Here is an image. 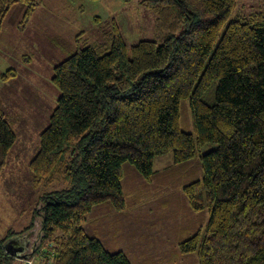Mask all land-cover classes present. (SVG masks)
Returning a JSON list of instances; mask_svg holds the SVG:
<instances>
[{
  "label": "trees",
  "instance_id": "obj_1",
  "mask_svg": "<svg viewBox=\"0 0 264 264\" xmlns=\"http://www.w3.org/2000/svg\"><path fill=\"white\" fill-rule=\"evenodd\" d=\"M41 2L0 0V33L15 4H26L27 19ZM140 3L156 13L154 38L129 48L116 19L102 20L103 41L54 66L61 94L30 161L34 186L44 190L30 224L0 240V264L36 254L35 264H132L87 234L85 222L97 206L125 208L126 163L151 180L157 156L184 162L198 148H208L204 175L183 190L194 211L210 216L181 250L198 264H264V10L233 17L237 0ZM16 75L1 70L0 81ZM185 98L193 132L180 127ZM16 140L0 111V174ZM26 234L22 254L7 249Z\"/></svg>",
  "mask_w": 264,
  "mask_h": 264
},
{
  "label": "rangeland",
  "instance_id": "obj_2",
  "mask_svg": "<svg viewBox=\"0 0 264 264\" xmlns=\"http://www.w3.org/2000/svg\"><path fill=\"white\" fill-rule=\"evenodd\" d=\"M25 10L26 4H15L0 33V71L17 72L9 84L0 81V111L17 133L0 174V240L10 230L19 232L30 224L44 190L34 186L30 161L61 94L52 82L54 66L79 47L103 41L107 26L102 20L116 19L129 48L155 33L156 13L140 0H42L27 19ZM260 10L264 0H237L232 16ZM180 127L194 131L187 98L180 104ZM207 149L198 148L196 156L184 162H175L172 153L157 156L151 180L126 163L125 208L116 210L109 203L95 207L84 224L87 234L97 236L110 252L123 251L132 264H198L197 255L184 253L180 242L204 228L210 215L207 208L192 209L183 187L202 179L200 155ZM11 240L20 249L30 241L28 234ZM50 245L48 241L42 249ZM39 255L32 257L35 263Z\"/></svg>",
  "mask_w": 264,
  "mask_h": 264
},
{
  "label": "water",
  "instance_id": "obj_3",
  "mask_svg": "<svg viewBox=\"0 0 264 264\" xmlns=\"http://www.w3.org/2000/svg\"><path fill=\"white\" fill-rule=\"evenodd\" d=\"M13 242H14L13 240H12V241L10 240V241L8 242V244H7V249H8V250H12V249H13V246H14V245H13ZM19 251H20V252H23L24 250H23V249H20ZM12 252L15 253V254H19V252H18L17 250H14V251L12 250Z\"/></svg>",
  "mask_w": 264,
  "mask_h": 264
},
{
  "label": "built area",
  "instance_id": "obj_4",
  "mask_svg": "<svg viewBox=\"0 0 264 264\" xmlns=\"http://www.w3.org/2000/svg\"><path fill=\"white\" fill-rule=\"evenodd\" d=\"M22 261L24 262L23 264H34L32 257H25Z\"/></svg>",
  "mask_w": 264,
  "mask_h": 264
},
{
  "label": "crops",
  "instance_id": "obj_5",
  "mask_svg": "<svg viewBox=\"0 0 264 264\" xmlns=\"http://www.w3.org/2000/svg\"><path fill=\"white\" fill-rule=\"evenodd\" d=\"M9 83H10V82H6V85L9 84ZM22 249L25 250V248H23V247H22ZM13 250H17V251L19 252V254H22V252L19 251L20 248H18V247H16V246L13 247ZM23 252H24V251H23Z\"/></svg>",
  "mask_w": 264,
  "mask_h": 264
}]
</instances>
